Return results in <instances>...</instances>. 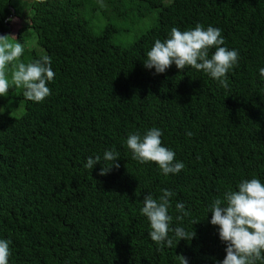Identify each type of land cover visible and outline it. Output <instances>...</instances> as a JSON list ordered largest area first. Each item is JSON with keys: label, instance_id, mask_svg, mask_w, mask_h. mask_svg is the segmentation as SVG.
I'll return each instance as SVG.
<instances>
[{"label": "trees", "instance_id": "trees-1", "mask_svg": "<svg viewBox=\"0 0 264 264\" xmlns=\"http://www.w3.org/2000/svg\"><path fill=\"white\" fill-rule=\"evenodd\" d=\"M21 3L25 14L14 0H0V35L22 42L25 63L49 55L55 76L40 103L14 87L0 97V238L12 241L10 264L223 259L206 206L241 179L264 182V0H125L130 9L138 5L140 18L156 9L155 22L126 46L114 42L113 22L92 31L82 0ZM197 23L221 29L225 45L239 52L228 89L191 67L162 74L143 67L155 39ZM153 126L185 165L174 176L159 174L154 162L137 163L124 144L128 133ZM110 148L119 168L105 175L99 164L84 169L87 157ZM161 189L175 193L172 227L195 235L158 250L139 209L145 194L155 198ZM177 201L190 213L179 222Z\"/></svg>", "mask_w": 264, "mask_h": 264}, {"label": "clouds", "instance_id": "clouds-1", "mask_svg": "<svg viewBox=\"0 0 264 264\" xmlns=\"http://www.w3.org/2000/svg\"><path fill=\"white\" fill-rule=\"evenodd\" d=\"M10 37L15 38L0 35V97L6 96L14 87L22 90L26 101L40 103L51 94L48 85L55 76L51 57L42 54L38 59L25 63L20 59L24 45L17 39L10 40ZM238 60V50L225 45L221 29L197 23L183 31L172 27L165 39H155L145 54L143 67L153 70V74H162L172 65L178 72L191 67L206 74L220 88L228 89V73L238 66ZM258 76L264 81V67L259 68ZM184 134L187 137L193 135L190 130ZM162 135V129L153 126L143 133H128L124 144L137 163L154 162L159 174L174 176L185 165L175 158L171 148L162 144ZM119 158L115 149H105L102 155L87 157L83 167L91 171L94 165L99 164V174L105 175L120 167ZM174 195L170 189H161L155 198L150 193L145 194L139 209L148 223L147 236L158 250L172 248L174 241L176 245L180 239L190 240L195 235L182 226L172 227L173 215L169 210ZM174 210L177 222L190 214L181 201L175 202ZM209 212L211 218L208 223L216 226L225 253L223 259H213V264H264V182L261 179L256 176L241 179L235 190L231 187L225 189L222 196L214 198L206 206L205 216ZM11 243L10 239L0 238V264H10ZM176 257L178 264H188L182 255L177 254Z\"/></svg>", "mask_w": 264, "mask_h": 264}, {"label": "rangeland", "instance_id": "rangeland-1", "mask_svg": "<svg viewBox=\"0 0 264 264\" xmlns=\"http://www.w3.org/2000/svg\"><path fill=\"white\" fill-rule=\"evenodd\" d=\"M22 13H26L24 3L20 0H14ZM79 7L80 14L89 21L94 33L101 31L102 27L113 22L116 25L114 33V42L126 46L130 44L139 34L148 29L155 22L156 9H150L145 16L140 18L139 7L136 4L128 6L125 0H82ZM171 0H162V3H168ZM157 3V2H155ZM117 11L120 13L116 16ZM19 24L14 22V25Z\"/></svg>", "mask_w": 264, "mask_h": 264}]
</instances>
